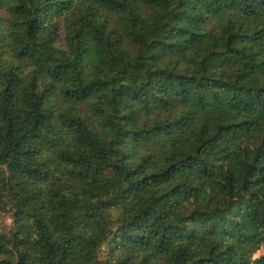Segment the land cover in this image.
<instances>
[{
	"label": "trees",
	"instance_id": "1",
	"mask_svg": "<svg viewBox=\"0 0 264 264\" xmlns=\"http://www.w3.org/2000/svg\"><path fill=\"white\" fill-rule=\"evenodd\" d=\"M263 245L264 0H0V264Z\"/></svg>",
	"mask_w": 264,
	"mask_h": 264
},
{
	"label": "rangeland",
	"instance_id": "2",
	"mask_svg": "<svg viewBox=\"0 0 264 264\" xmlns=\"http://www.w3.org/2000/svg\"><path fill=\"white\" fill-rule=\"evenodd\" d=\"M9 226H10V219L8 218L4 219L1 227L3 229H7ZM262 253H264V245L261 247L259 251V254H262Z\"/></svg>",
	"mask_w": 264,
	"mask_h": 264
},
{
	"label": "clouds",
	"instance_id": "3",
	"mask_svg": "<svg viewBox=\"0 0 264 264\" xmlns=\"http://www.w3.org/2000/svg\"><path fill=\"white\" fill-rule=\"evenodd\" d=\"M257 258H258V257H256V256L253 257L254 260L257 259Z\"/></svg>",
	"mask_w": 264,
	"mask_h": 264
}]
</instances>
